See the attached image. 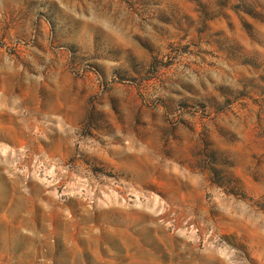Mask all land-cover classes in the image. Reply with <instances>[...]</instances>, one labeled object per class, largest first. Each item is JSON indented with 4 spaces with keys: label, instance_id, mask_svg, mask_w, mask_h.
<instances>
[{
    "label": "rangeland",
    "instance_id": "1",
    "mask_svg": "<svg viewBox=\"0 0 264 264\" xmlns=\"http://www.w3.org/2000/svg\"><path fill=\"white\" fill-rule=\"evenodd\" d=\"M0 264H264V0H0Z\"/></svg>",
    "mask_w": 264,
    "mask_h": 264
}]
</instances>
